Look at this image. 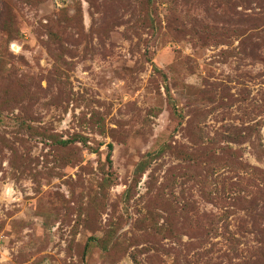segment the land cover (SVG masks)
Returning a JSON list of instances; mask_svg holds the SVG:
<instances>
[{
	"label": "rangeland",
	"instance_id": "rangeland-1",
	"mask_svg": "<svg viewBox=\"0 0 264 264\" xmlns=\"http://www.w3.org/2000/svg\"><path fill=\"white\" fill-rule=\"evenodd\" d=\"M252 168L264 0H0V264H264Z\"/></svg>",
	"mask_w": 264,
	"mask_h": 264
},
{
	"label": "trees",
	"instance_id": "trees-1",
	"mask_svg": "<svg viewBox=\"0 0 264 264\" xmlns=\"http://www.w3.org/2000/svg\"><path fill=\"white\" fill-rule=\"evenodd\" d=\"M155 69H157V67L155 66ZM64 144L67 143V141H62ZM109 147V152H108V163H109V167H112V161H111V150H112V144H108ZM150 156H147L146 159H142L141 161H139L135 168H134V180L136 181V178L141 177V174L144 172V170L146 169V167L149 165L150 163ZM263 171H260L258 168H252V171L250 173V176L246 179L247 180V184L248 185H253L255 183L254 178H252V175H256V179H264L261 175L263 174ZM105 180H109L110 181V177L109 176H105L104 178ZM127 193V190L126 192Z\"/></svg>",
	"mask_w": 264,
	"mask_h": 264
}]
</instances>
